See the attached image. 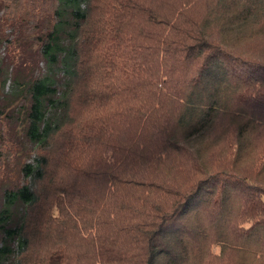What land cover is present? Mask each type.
<instances>
[{
    "label": "trees",
    "instance_id": "16d2710c",
    "mask_svg": "<svg viewBox=\"0 0 264 264\" xmlns=\"http://www.w3.org/2000/svg\"><path fill=\"white\" fill-rule=\"evenodd\" d=\"M0 11V264H264V0Z\"/></svg>",
    "mask_w": 264,
    "mask_h": 264
},
{
    "label": "rangeland",
    "instance_id": "374dc122",
    "mask_svg": "<svg viewBox=\"0 0 264 264\" xmlns=\"http://www.w3.org/2000/svg\"><path fill=\"white\" fill-rule=\"evenodd\" d=\"M2 13L3 12L0 11V15H2ZM0 36H1V33H0ZM15 57H16V54L11 49L6 50L4 46H1L0 48V69H4L3 67L5 68L12 67L15 62L14 61ZM7 87H8V84L6 85L5 90L7 89ZM18 179L19 178L17 176L16 171L14 170L10 171V167L7 172L0 174V207H1L2 192L4 191L5 188H8L9 185L18 183ZM212 250L213 252H217L218 249L214 247Z\"/></svg>",
    "mask_w": 264,
    "mask_h": 264
}]
</instances>
